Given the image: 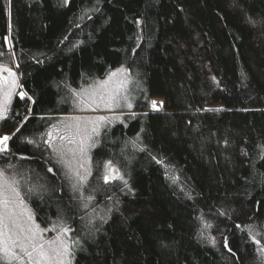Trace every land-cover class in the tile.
Returning <instances> with one entry per match:
<instances>
[{
  "label": "trees",
  "instance_id": "trees-1",
  "mask_svg": "<svg viewBox=\"0 0 264 264\" xmlns=\"http://www.w3.org/2000/svg\"><path fill=\"white\" fill-rule=\"evenodd\" d=\"M13 60L27 97L0 121V168L43 229H70L72 264H264V0H0ZM123 66L135 114L77 191L44 134Z\"/></svg>",
  "mask_w": 264,
  "mask_h": 264
},
{
  "label": "rangeland",
  "instance_id": "rangeland-1",
  "mask_svg": "<svg viewBox=\"0 0 264 264\" xmlns=\"http://www.w3.org/2000/svg\"><path fill=\"white\" fill-rule=\"evenodd\" d=\"M6 41L12 50L9 34ZM4 68L11 69V73L4 71ZM129 83V72L123 66L113 70L106 78L74 91L73 110L60 114L56 123L44 134L45 142L54 159L63 168L73 188L77 191L83 190L92 173V152L99 145L102 132L122 121L124 115L135 114L132 109L136 97L129 89ZM16 95L22 98L27 97L21 84L17 64L13 60L11 65L0 64V121L8 116ZM101 96L105 99L101 100ZM109 97L115 99L109 100ZM161 101L163 106L159 110L152 108V111L163 112L168 109L167 106L164 107L165 100L161 99ZM128 104H131V107H128ZM204 108L217 107L204 105ZM100 117L107 119L100 121ZM93 128H96L98 135L92 131ZM81 140L85 142L83 145L80 144ZM8 144L9 141L7 148ZM81 147L84 149L83 152H81ZM112 167L118 169L116 166L112 165ZM77 172L80 176H86L87 179L81 183L76 176ZM0 173H2L0 174V200L9 202L7 208L3 209L4 226L3 236L0 237V262L3 264H37V262L39 264H72L69 232H62L63 227L43 229L24 199L18 181L1 168ZM117 175H121L120 171ZM13 189L16 191L14 192ZM29 213L32 220L28 219ZM35 225H38L42 231L34 241L25 244L28 251L32 252L30 260L26 253L12 244V238L16 235L31 236L32 232L28 230H35ZM9 229L12 230V238L9 236ZM50 241H55V243L49 244ZM32 243L43 244L48 258L42 259L38 255L39 249L33 250ZM64 246L68 248L67 253L64 251ZM4 249H7V252ZM13 252L16 253L15 256L11 254Z\"/></svg>",
  "mask_w": 264,
  "mask_h": 264
},
{
  "label": "snow or ice",
  "instance_id": "snow-or-ice-1",
  "mask_svg": "<svg viewBox=\"0 0 264 264\" xmlns=\"http://www.w3.org/2000/svg\"><path fill=\"white\" fill-rule=\"evenodd\" d=\"M3 70L4 71H8V72L11 73V69L4 68ZM23 95L24 94L22 93L21 96L23 97ZM100 99L101 100H104L105 98L103 96H101ZM108 99L109 100H113L115 98L114 97H109ZM151 106H152L153 109L159 110V108L163 106V102L161 101V102L158 103L157 101H152L151 102ZM128 107H131V104H128ZM106 119H107L106 117H100L99 118L100 121H104ZM92 131L98 135V132H97L96 128H93ZM9 139H10L9 136L0 137V153L7 151V142L9 141ZM89 140H91V137H89ZM84 143L85 142L83 140L80 141V144L81 145H83ZM83 150H84L83 147H81V152H83ZM105 170L106 171H105V174L103 176V180H104L105 183H109V182H111L113 180L120 179L121 181H123V183L125 184V186H127V181L124 180V178H123L122 175H117V173H118L119 170L116 169V168H114V167H112V162L111 161H108L107 162V164L105 165ZM49 171H51V169H49ZM0 174H2V173H0ZM76 176L79 178V181L81 183L84 182L87 179L86 176H80L78 172L76 173ZM13 191L15 192L16 190L13 189ZM8 203L9 202L6 201V200H0V237L3 236V226H4L3 225V221H4V211H3V209L4 208H7ZM28 219L29 220H32V216H31L30 213L28 215ZM13 223H15V222L13 221ZM17 227H19V226L17 225ZM28 231L29 232H32V235L31 236H20V235H16L14 238H12L13 237L12 230L9 229V236H10V238H12V244L15 247L19 248L24 253H26V255L28 256V258L31 260L32 252L28 251V248L25 246V244H26V242L34 241L35 238H36V236L39 235L40 231H42V230L39 229V226L38 225H35V230L29 229ZM61 231L64 232V233H67V232L70 231V229L67 228V227H63L61 229ZM253 239L255 240V237H253ZM48 243L49 244H52V243H55V241H50ZM256 243H259V241L257 240ZM225 247H227V242L226 241H225ZM32 248H33V250L39 249L38 255L42 259L48 258L47 257V254L44 252V245L43 244L36 245L35 243H32ZM4 251L7 252V249H4ZM64 251H65V253H67V251H68L67 246H64ZM229 251H231V249H229ZM11 254L13 256L16 255L15 252H13ZM37 264H39V262H37Z\"/></svg>",
  "mask_w": 264,
  "mask_h": 264
},
{
  "label": "bare ground",
  "instance_id": "bare-ground-1",
  "mask_svg": "<svg viewBox=\"0 0 264 264\" xmlns=\"http://www.w3.org/2000/svg\"><path fill=\"white\" fill-rule=\"evenodd\" d=\"M155 101H157L159 103V102H161V99H156Z\"/></svg>",
  "mask_w": 264,
  "mask_h": 264
},
{
  "label": "water",
  "instance_id": "water-1",
  "mask_svg": "<svg viewBox=\"0 0 264 264\" xmlns=\"http://www.w3.org/2000/svg\"><path fill=\"white\" fill-rule=\"evenodd\" d=\"M156 100V99H155ZM214 109V108H213Z\"/></svg>",
  "mask_w": 264,
  "mask_h": 264
}]
</instances>
